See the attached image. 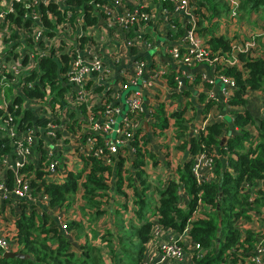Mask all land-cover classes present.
I'll use <instances>...</instances> for the list:
<instances>
[{
	"label": "built area",
	"instance_id": "obj_1",
	"mask_svg": "<svg viewBox=\"0 0 264 264\" xmlns=\"http://www.w3.org/2000/svg\"><path fill=\"white\" fill-rule=\"evenodd\" d=\"M14 1L29 6H39L52 1L63 10L64 22L47 27L39 13L29 9L23 14V17L29 20L27 25L14 26L9 23V26L2 27L5 13L13 8L10 0H1L0 3V138H7L9 143V150L3 152L0 157V254L17 251L13 218L20 211V204L25 203L24 211L29 209L28 205H34L38 213L46 209L57 220L61 229L66 227L68 218H64V211L49 208L48 194L41 189L32 190L30 177L19 171L22 164L38 160L37 148L42 149L44 154V177L53 181L62 180L69 169L79 170L86 155L101 157L112 165L118 156L133 155L135 145L153 154L152 159L145 157L142 166L149 173L151 189L161 185L155 177L157 173L162 180L166 175L176 180L177 163H174L173 152L179 149V141L173 135V118L168 116L167 126L162 129L150 125L157 122L152 113L158 105H161L164 114H169L180 106L176 101H169L170 96L163 97L162 87L169 88V95L174 92L183 95L184 80L175 71L177 65L190 69L203 63L213 69L215 64H233L239 69H244L236 55L239 52L248 53L251 57L258 54L256 33L248 30L251 32L248 36L241 33L244 39L239 37V34L231 40L230 50L226 54L215 53L209 57L208 48L195 31L193 3H190V0H88L92 4L93 13L97 15L98 22L94 23L86 21L80 6H76L75 13H70L66 0ZM69 18H72V21ZM232 18L229 16L230 23ZM219 20L222 25L224 18L221 16ZM177 23L183 26V33L175 38H168L167 29L175 32ZM148 24L167 38L168 42L160 43L164 44L167 54L164 58L174 69L169 68L165 61L160 62L158 59L161 57H150L147 60L138 56L140 51L149 49L150 46L145 36ZM229 30L226 34L231 36ZM262 31L264 32L263 29ZM10 32L14 36L6 38L5 35ZM12 41L15 44L11 43ZM26 42L30 43V48L23 60L16 57L17 54L12 57L7 55L6 48L9 44L13 51H23ZM52 42H55V54L68 52L69 57L65 64L62 60L58 62L56 75L50 82L39 75L42 71L39 56L49 52ZM131 47L134 52L125 54ZM30 72H33L31 78L24 82L31 88L36 86L40 94L25 96L18 77ZM169 73L172 74L174 85L169 83ZM197 73L206 79L203 71ZM216 76L228 110L246 108L245 105L226 103L235 85L234 81L222 74ZM189 77L194 80L195 74ZM207 80L211 82V79ZM5 87L11 88L8 98L3 96ZM250 91L251 89H246L244 98L248 97ZM17 94L21 95L23 100L19 105V112L13 115L8 106ZM211 98L213 93L209 91L206 100L204 101V97L199 101L204 102L205 107V103ZM181 105L185 107L183 115L192 135L204 132L205 125L210 121L221 120V115L208 113L191 120L185 115L187 108H192L190 98L183 99ZM24 109L31 111V118L28 119L30 125L24 121L23 126H19L17 120L23 119L20 114ZM227 116L231 123L232 114L227 113ZM251 116L254 124H264V104H260ZM68 124H71V127ZM251 125L248 123L246 127L249 132L254 133ZM214 154V149L209 151L202 147L186 154L181 161L182 163L189 159L190 172L196 184L215 177ZM165 156L169 165L156 170L153 162H157L159 157L164 159ZM8 168L12 170L13 179L10 188L6 186L5 180ZM259 185L260 181H255L254 184L244 182L241 189L248 194V199H252L254 189ZM177 193L182 203L188 201L189 196L181 184L177 187ZM201 211L204 209L197 199L191 215L179 230L159 226L152 219L151 230L144 242L139 264H194L192 257H199L201 248L189 235V229ZM68 213L72 218L73 213ZM75 217L80 216L77 214ZM235 225L241 230L251 227L255 231L254 242L249 250L243 252V261L240 264H264V217H253L251 223L239 218ZM163 233L165 235L158 240L157 254L149 255L151 239ZM241 235L243 236L242 231Z\"/></svg>",
	"mask_w": 264,
	"mask_h": 264
},
{
	"label": "trees",
	"instance_id": "obj_2",
	"mask_svg": "<svg viewBox=\"0 0 264 264\" xmlns=\"http://www.w3.org/2000/svg\"><path fill=\"white\" fill-rule=\"evenodd\" d=\"M230 1L190 0V3H193L195 31L208 48L209 57L215 53L226 54L230 50L231 40L237 38L243 31L241 28L235 29L231 36L216 32V23L220 22L222 13L238 19L260 10L258 19L264 26V0H234V10L230 9ZM10 2L13 9L5 13L2 27H6L9 23L14 26L27 25L29 20L24 18L23 14L29 9L39 13L47 27L64 22L63 10L52 1L39 6L24 5L14 0ZM66 3L70 13L71 11L75 13L76 6H80L87 22H98L97 15L93 13L92 4L88 0H66ZM69 19L72 21V18ZM232 27L236 28L235 25ZM183 30V26L177 23L175 32L167 29L166 33L168 38H175L181 35ZM255 33L258 54L255 57L243 52L236 55L244 69H239L233 64L214 65L215 74L229 76L234 81L235 85L230 98L226 100L227 104L243 106L245 103L243 93L246 89H255L264 93V32L262 30L259 32L255 28ZM5 36L12 38L14 34L10 32ZM9 45L6 48L7 55L12 57L17 54L16 57L22 60L30 48L29 42H26L23 51H13ZM132 50L131 47L130 51ZM54 52L55 42H52L49 52L39 56V63L42 66L39 75L50 82L56 75L58 62L62 60L65 64L69 57L68 52L59 54ZM32 74L33 72H30L18 77L25 96L40 94L36 86L31 88L24 82L30 79ZM6 75L9 76L8 73ZM168 78L169 83L174 85V81L171 80L172 74L168 75ZM10 92L11 88L5 87L4 98H8ZM201 99L202 95H199V100ZM22 100L21 95L14 96L8 106L11 114L16 115L19 112ZM210 103V100L206 102L204 109ZM184 110L185 107L180 105L178 109L164 114L163 108L158 105L152 113L157 122L150 125L162 129L167 126V117H172L173 135L179 141L177 147L185 151V156L202 147L209 151L214 149L215 177L212 180L196 184L190 172V161L186 159L177 166L176 180L166 175L159 187L151 189L149 173L142 166L145 157L152 159L153 154L146 149L141 150L134 141L135 153L129 157L118 156L115 163L110 165L101 157L86 155L79 170L69 169L62 180L53 181L44 177L46 165L44 154L42 149L37 148L38 160L22 164L19 171L30 177L32 190L41 189L48 194L49 208L64 211V218H68L66 227L64 230L61 229L57 220L46 209L38 213L34 205H28L29 209L24 211L25 203L20 204V211L13 218V225L16 228L14 239L16 250L23 253L24 257L3 258L0 254V264H139L144 242L151 230L152 219L159 226L179 230L191 215L197 199L207 211H201V214L199 213L190 224L189 235L201 248V255L192 257L193 263L240 264L243 261V252L249 250L254 242L255 231L251 227L241 230L235 225V221L243 218L251 223L253 217H264V196H262L264 124L262 122L254 124L246 108L229 109L227 112L233 116L231 123L228 124L225 119L210 121L205 125L204 132L192 135L187 119L183 115ZM20 116L23 119L17 120L19 126H23L24 121L30 125L29 109H24ZM248 123L252 124L254 133L248 131L246 127ZM68 125L71 127V124ZM222 137H225L223 142H221ZM8 150V139L0 138V157ZM153 163L155 164V161ZM5 180L6 186L12 187L10 168L6 169ZM255 181H260V185L254 189L253 198L248 199V194L242 192V183L254 184ZM180 184L189 196L185 206L180 204V195L177 193ZM147 207L150 209L149 214L146 211ZM68 209H72L70 210L71 214L73 213L72 218L67 212ZM217 209L220 210L221 220L218 233H216ZM77 214L80 217L76 218ZM103 215L107 217L99 223ZM130 225H135L134 231L132 234H126L124 228ZM74 230L80 231V239L76 247L72 242ZM133 237L137 241L136 250L134 255H128ZM100 245L103 246V252Z\"/></svg>",
	"mask_w": 264,
	"mask_h": 264
},
{
	"label": "crops",
	"instance_id": "obj_3",
	"mask_svg": "<svg viewBox=\"0 0 264 264\" xmlns=\"http://www.w3.org/2000/svg\"><path fill=\"white\" fill-rule=\"evenodd\" d=\"M253 20H255V17ZM130 50L131 48H128L127 53L124 50L125 54L130 55L132 54V52H134L133 50L132 52H130ZM156 53H158V51H151L150 49H145V50L140 51L139 55L140 57H144L147 60H149L150 57H161L158 59L160 62L165 61V63L168 65L169 68L174 69V66H172L167 61L166 58H164V57H167L166 53H161L159 51V55L157 56H156ZM175 71L177 72L178 75L182 76L181 78L182 80H184V86L182 88L184 89L183 95H181L180 92H174L172 95H169V90H168L169 88L162 87L163 97L170 96L169 101H176L178 105H181L183 99L190 98V104L192 108H187L188 111L185 112V115L188 116V118L191 120L200 118L203 115H206V113H208L212 115H221V120L225 119L227 123L229 124L228 116H227L228 107L225 106V101L223 100L221 92H220L221 84L210 65L202 63L200 65L191 67L190 69L184 65H177V68ZM199 71L204 72V76L206 77V79H203L202 77L199 76V73H197ZM194 74H195L194 80L193 78L190 79L189 76H194ZM168 75H170V73ZM207 79H211V82H209ZM209 91L213 93V98L210 99L211 103L207 105L206 109H204L203 107L204 102H201V101L204 99V97H205L204 101L206 100L207 92ZM199 95H202L201 101H199ZM260 104H264V93L257 91L255 89L254 90L251 89V91L248 94V97H245L244 105L246 107V110L249 111V109L251 108L250 112L254 111V113H252L254 115L255 109L260 107ZM161 150L162 148H160V151ZM173 155H174L173 160H174V163H177L176 164V168H177V166H179L181 161L185 158V151L176 149L173 152ZM166 160H167L166 156L164 157V159L159 157L157 162L155 161V164L153 163L155 165L154 167H157L156 170H160L161 167L168 166L169 163ZM185 203H186L185 201H183V203L180 201L181 205L182 204L185 205ZM79 233L80 231L74 230L73 235L74 234L75 235L72 237V242L74 243L75 247L78 245L77 241L80 239ZM73 250L76 251L77 249H73Z\"/></svg>",
	"mask_w": 264,
	"mask_h": 264
},
{
	"label": "rangeland",
	"instance_id": "obj_4",
	"mask_svg": "<svg viewBox=\"0 0 264 264\" xmlns=\"http://www.w3.org/2000/svg\"><path fill=\"white\" fill-rule=\"evenodd\" d=\"M229 4H230V9L231 10L232 9L234 10V4H235L234 0L230 1ZM253 13H255V14H253ZM259 13L261 14V11L260 10H258L257 12L254 11L251 14L249 13L247 16L244 15V16L238 17V19L235 16H233L232 21H231L230 24L235 25L236 28H234V27L230 26V24H228L229 21H230L229 20V16L226 15L225 13H222L221 16L224 18L223 23L221 25V23L219 21H217V23H216L217 27H216L215 30H216V32L217 31H219V32H224L225 31L224 33H227L228 32V29H230L229 30V34H232L233 33V30L240 29L241 28V29H243V31H242L243 35H247L248 36V35L251 34V32L248 31V30H253L254 29L252 31L254 33L255 32V28H257L259 31L264 28V26L260 23V20L258 19V14ZM254 17H255V20H253ZM243 35L240 34L239 37H242L244 39ZM145 36H146V39L150 43L149 49L151 51H160L161 53H166L165 52L164 44H162L160 42L161 41L168 42L167 38L164 37L161 33H159L151 24H148L147 25L146 35ZM250 110H251V108L249 109V112H250ZM252 113H254V111H251L250 112L251 115H253ZM158 174L159 173H157L155 175V177L158 180L159 184H161L162 183V177L160 176V174L158 176ZM59 179H61V176L60 175H59ZM146 193H147V195H149L148 192H146ZM70 210H72V209H68L67 212H70ZM146 211H147V214L150 213L149 207L146 208ZM204 211H207V210L204 209ZM106 217H107L106 215L101 216L100 219H99L100 220L99 223H102ZM134 219H136V217H134ZM96 221H98V219ZM100 225L103 226L105 224H100ZM134 227H135V225L127 226V227L124 228V232L126 234H132L133 231H134ZM164 235H165V233H163L160 236H155L154 238L151 239V247H150V249H148V254L149 255L154 256V255L157 254V251H158V243H159L158 240H160V238H162ZM147 243H148V246H150V242L147 241ZM136 246H137V241L133 237L131 246L129 247L130 248V252H127V254L128 255H134V251L136 250ZM100 249L103 252V246L102 245H100Z\"/></svg>",
	"mask_w": 264,
	"mask_h": 264
},
{
	"label": "water",
	"instance_id": "obj_5",
	"mask_svg": "<svg viewBox=\"0 0 264 264\" xmlns=\"http://www.w3.org/2000/svg\"><path fill=\"white\" fill-rule=\"evenodd\" d=\"M224 138L225 137H222L221 142H223ZM219 194H220V192H219ZM216 207L218 208V204H216ZM216 214H217V227H216V231L217 232L216 233H218L219 225H220V221H221L220 220V210L219 209H217ZM1 256L3 258H23L24 257L23 253H21L19 251L3 252V253H1Z\"/></svg>",
	"mask_w": 264,
	"mask_h": 264
}]
</instances>
